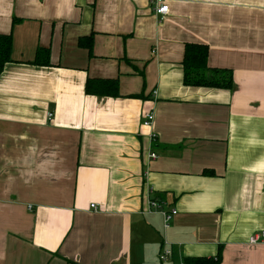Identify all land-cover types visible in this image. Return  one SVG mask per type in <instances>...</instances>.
Here are the masks:
<instances>
[{
    "label": "crops",
    "instance_id": "0c3cea01",
    "mask_svg": "<svg viewBox=\"0 0 264 264\" xmlns=\"http://www.w3.org/2000/svg\"><path fill=\"white\" fill-rule=\"evenodd\" d=\"M164 1L160 19L150 0H0V264H183L219 246L220 264H264L248 243L264 229V0ZM187 42L230 88L183 84ZM151 199L177 211L167 228Z\"/></svg>",
    "mask_w": 264,
    "mask_h": 264
},
{
    "label": "trees",
    "instance_id": "16d2710c",
    "mask_svg": "<svg viewBox=\"0 0 264 264\" xmlns=\"http://www.w3.org/2000/svg\"><path fill=\"white\" fill-rule=\"evenodd\" d=\"M91 50V37L86 39ZM84 43V44H85ZM11 34L0 33V73L6 63L12 61ZM208 48L201 43L187 42L184 45L182 58L183 84L192 86L230 88L232 85L231 71L212 68L207 63ZM31 63L40 66L50 65L49 48L38 47ZM85 92L99 96H119L117 78H88L85 83ZM208 172L205 170L204 173ZM221 246L215 256L186 257L183 264H220Z\"/></svg>",
    "mask_w": 264,
    "mask_h": 264
},
{
    "label": "built area",
    "instance_id": "2783aa9c",
    "mask_svg": "<svg viewBox=\"0 0 264 264\" xmlns=\"http://www.w3.org/2000/svg\"><path fill=\"white\" fill-rule=\"evenodd\" d=\"M150 4H151V8L153 10V12L159 16L160 19H162L164 17V15L168 12V4L165 3L164 0H150ZM51 115V114H49ZM153 119H154V114L153 112H145L142 118V125L143 126H151L153 123ZM150 157L151 158H155L156 154L154 152L150 153ZM91 207H95V204H91ZM148 210H152V211H158L162 218H163V226L165 228H167L169 226L170 220L172 219V217L176 214V210L175 209H169V210H165L162 207V203L157 200V199H151L148 202ZM260 241H264V229L260 230L257 233H254L252 235L249 236L248 238V243L249 244H255L257 242ZM171 249L163 246V248L161 249L160 253H159V260L161 262H165L167 260L170 259L171 256Z\"/></svg>",
    "mask_w": 264,
    "mask_h": 264
}]
</instances>
